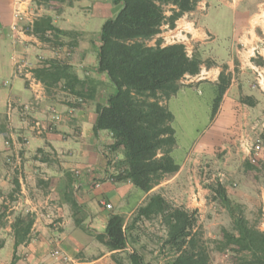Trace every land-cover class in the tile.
Listing matches in <instances>:
<instances>
[{"label":"crops","instance_id":"crops-1","mask_svg":"<svg viewBox=\"0 0 264 264\" xmlns=\"http://www.w3.org/2000/svg\"><path fill=\"white\" fill-rule=\"evenodd\" d=\"M17 2L22 7L23 19L14 14ZM213 2L220 4L219 10ZM244 5L238 0H197L194 9L176 21L180 35L191 43L188 46L183 42L188 55L192 54L188 48H194L201 61L211 63H201L194 75L186 74L176 93L164 102L173 116L175 145L170 154L179 168L144 192L128 179L117 178L122 170L109 160L123 159V155L119 150L115 154L116 150L109 149L113 138L108 130L93 129L96 105H105L113 91L105 73L97 71L99 31L102 23L120 10L121 3L0 0V264H133L131 255L136 252L128 244L111 250L75 220L102 232L111 214L121 215L126 223L153 193L186 209L202 204L198 195L206 188L197 170L199 163L207 152L231 135L228 140L235 143L238 139L243 149L248 128L243 130L242 125L249 123V113L239 96L246 94L258 99L251 90L255 85L247 84L245 79L250 72V76L254 74L248 67L255 65L250 57L258 44L253 23L257 18ZM222 8L230 16L228 30H211L202 24V18L210 11L219 13ZM198 9L204 12L198 14L195 24L188 15H194ZM40 16H49L52 24L76 33L77 39L51 47L31 31L25 32L24 25L32 27ZM218 38L225 41L218 43ZM59 48L67 49L66 57ZM49 59L68 64L79 79L95 81L93 98L80 100L70 95L74 98L67 101L72 104L68 105L48 97L29 69L45 65L44 60ZM222 65L232 75L217 112L195 139L182 145L171 103L186 91L208 90L214 98ZM253 102L245 106L253 108L257 104ZM25 115L37 119L41 128L29 124ZM21 140L23 151L17 152ZM36 148L49 149L53 155L43 151L39 158L33 154ZM96 181L100 183L95 187ZM103 202L110 203L111 208H105ZM18 218L31 220V227L23 236L13 226ZM54 249H59L68 261L61 262L54 256ZM139 255L135 254L143 263Z\"/></svg>","mask_w":264,"mask_h":264},{"label":"trees","instance_id":"trees-1","mask_svg":"<svg viewBox=\"0 0 264 264\" xmlns=\"http://www.w3.org/2000/svg\"><path fill=\"white\" fill-rule=\"evenodd\" d=\"M64 1V0H59ZM121 3L113 18L105 20L99 31L97 71L105 73L113 91L106 104L96 105L95 131L105 129L111 133L110 150L121 149L124 169L117 178L128 179L135 187L147 192L166 174L174 173L179 166L170 152L175 145L172 113L165 105L180 87L179 81L186 75L198 73L202 61L188 55L180 42L162 45L146 44L160 32L163 24L172 28L185 12L192 10L197 0H112ZM166 6L170 14L166 15ZM31 32L43 42H51V36L71 34L52 24L49 16H40L32 23ZM62 45L61 41L51 42ZM49 66L32 68L33 77L46 92L53 85L63 82V89L77 99H92L96 82L79 79L66 63L46 61ZM229 77L222 71L216 83V94L211 104V119L217 112L222 95L229 85ZM242 103L253 105L248 96L240 98ZM68 105H72L67 102ZM264 144V134L261 136ZM213 191L233 218L237 233L222 229V239L216 241L218 249L231 246L237 251H247L250 260L246 264H264V232L248 224L240 214H235L240 205L233 203L222 185ZM161 217L166 229L164 245L173 252L164 264H210L201 233L196 229V211L170 204L159 193L148 197L144 205L137 208L135 218ZM134 218V220H135ZM76 224L111 250L122 249L127 244L124 218L111 214L104 230L96 232L75 220ZM16 233L21 236L31 227L30 219L18 218L14 222ZM19 240H15V244ZM133 264H143L135 254Z\"/></svg>","mask_w":264,"mask_h":264},{"label":"rangeland","instance_id":"rangeland-1","mask_svg":"<svg viewBox=\"0 0 264 264\" xmlns=\"http://www.w3.org/2000/svg\"><path fill=\"white\" fill-rule=\"evenodd\" d=\"M36 1L38 2V0ZM238 1L243 2L244 6L247 5L252 13H256L257 21L253 23L256 24L255 32L258 37V44L251 51L250 57V61L255 65L248 67L254 74L250 76V72L245 76V79L247 84L255 85V87L251 86V90H254V94L258 99L248 96L257 103L253 108H248L245 106V103L240 101L241 97L247 95L240 94L239 96L240 103L245 104L244 107L249 113L247 114V117L249 116V123L242 125L243 130L248 128L246 129V142L243 149H241L242 147L238 139L235 143L228 140L233 136L231 135L230 138L226 137L223 142L218 143L212 149V152H207L201 160V164L199 163L198 165V168L200 166V170H197L201 172V179L206 190L204 193L198 195L202 200V204L200 206H191L187 210L196 211V229L201 233L204 240L210 264H246L250 260V255L247 251H237L231 246L218 249L219 245L216 241L222 239V229L237 233L233 218L213 191V188H216L218 184L223 186L228 198L233 203L240 205V211L236 210L235 214L242 215L249 225L264 232V144L261 139V136L264 134V0ZM213 3L214 8H218L219 10L220 4L217 2ZM169 8L170 6H166L165 8L166 15L170 14ZM203 12V9H198L194 15H188V19L197 24L198 14L200 15ZM18 13L20 18L17 17ZM14 14L18 19H23L24 17L19 2L16 4ZM201 21L203 25L211 30L224 32L230 28V16L223 8L219 13H215V10L210 11ZM29 25H24L23 29L25 32L31 31L32 27ZM162 26L158 34L145 41L146 44L154 45L159 40L162 45L174 42H185L186 45H191L189 40L182 37V34L180 35V29L176 28V24L172 28L168 27L167 24H163ZM76 37L77 34L71 31V34L60 36L58 39L52 36L50 38L51 42L56 40L61 41L63 45L64 42L70 43L72 40H76ZM223 40L225 41V38L216 39L218 43H221ZM51 42H46V44L51 47H60V45H52ZM59 50L64 57L67 56V49L59 48ZM188 50L192 54L195 53L193 51L194 48H188ZM50 60L57 61L56 59L44 61ZM202 63L210 65L211 62L205 60ZM44 64L42 66H49L48 62ZM226 68V65H222L223 72L230 80L232 74L230 71H226ZM233 70L235 71V68ZM185 80L186 78H183V81ZM62 86L63 82H60L50 87L48 92L45 90V93L51 99L59 102L73 100L74 97L70 96L72 94L65 91ZM212 98L213 96L209 94L208 90L200 91L199 93L197 91H186L185 94L177 96L171 103V107L174 109L176 115V131L182 145L188 144L195 139L198 133L210 121ZM25 116L29 124L37 125L41 128V124L38 123L37 119L31 117V115ZM233 138L236 137L234 136ZM22 142L24 141H20L21 145L17 149V152L23 151ZM256 144L259 145V149L256 154H253V147ZM118 150L121 151L119 148L114 153L116 154ZM43 151V149L36 148L33 154L40 158L44 154L42 153ZM44 152L49 156L53 155L49 149ZM109 161V163L114 164L119 170L124 169L123 159L114 158ZM198 196L197 199H199ZM169 203L174 205L172 202ZM134 218L135 214L124 223L128 247L133 250V253L136 252V255L140 254L139 256L143 258V264H164L172 257L173 252L170 251L168 246L164 245L166 229L162 224L161 217H152L150 219L135 218V220Z\"/></svg>","mask_w":264,"mask_h":264},{"label":"built area","instance_id":"built-area-1","mask_svg":"<svg viewBox=\"0 0 264 264\" xmlns=\"http://www.w3.org/2000/svg\"><path fill=\"white\" fill-rule=\"evenodd\" d=\"M17 17L20 18L19 13H18V16H17ZM258 149H259V145L256 144V145L253 147V154H256V152H257ZM252 160H253V158H252ZM107 177H108V176H107ZM99 183H100L99 181H96V182H94L93 185L96 187V186L99 185ZM103 205H104V207L107 208V209H110V208H111V204L108 203V202H103ZM53 254H54V256L58 257V258L60 259L61 262L66 263V262L68 261L67 257H66L65 255H63V254L60 252L59 249H54V250H53Z\"/></svg>","mask_w":264,"mask_h":264}]
</instances>
